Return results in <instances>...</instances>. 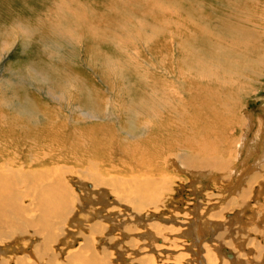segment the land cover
<instances>
[{
    "label": "bare ground",
    "instance_id": "1",
    "mask_svg": "<svg viewBox=\"0 0 264 264\" xmlns=\"http://www.w3.org/2000/svg\"><path fill=\"white\" fill-rule=\"evenodd\" d=\"M70 1L59 0L63 4ZM245 1L250 11L242 13L245 23H240V30L235 29L242 37L253 36L246 41L256 38L258 43L246 49V41L243 44L232 38L233 51H247L240 76L220 65L211 66L206 56L197 53L200 49L190 43L194 50L188 52L195 53V58L191 57L205 69L197 75L188 74L193 83L184 79L186 70L180 57L183 41L193 31H208L205 22L187 21V26L178 19L169 26V18L164 19L163 27H153V23L145 25L144 20H135L136 32H145L144 72L148 81L145 95L124 101H141L145 97L149 112L139 118V141L131 148H121L120 144L118 147L113 138L115 125L111 123L95 126L99 129L96 139L85 135L86 148H62L61 142L57 148H52V144H48L49 148H20L16 143L13 146L19 148H9L13 136L21 131V121L6 101L0 100V136L6 139L0 142V264H264V124L249 114L245 132L252 134L251 128L257 124L260 136L257 148L251 152L256 160L254 165L248 163L247 171H235L239 148L234 147L231 163L225 148L211 145L223 134L216 127L212 132V126L202 122L205 102L210 97L199 90L204 81L214 84L218 98L225 95L221 100L232 106L253 96L257 89L264 98V9H253L255 0ZM93 4L108 11L96 13L93 23L90 19V25L82 28L84 35L81 32L78 36L80 41L86 34L89 39L98 40L95 36L102 34L98 24L104 23L103 18L111 13L109 0ZM154 6L157 7L153 10L161 14V7ZM173 8L170 6L168 12ZM154 11L147 12L149 18L155 19ZM58 12L62 18H76L79 14ZM132 16L118 12L115 18L129 20ZM247 24H253L255 32L245 31ZM84 25L83 20L79 26ZM115 28L119 29L118 47L125 49L123 43L127 46L135 34L125 31L120 23ZM70 29L77 33L79 27ZM188 29L193 31L183 35L182 31ZM13 30L11 40L5 38L0 50L14 45L19 37L29 43L34 36L51 41L44 33L53 37L58 34L53 28L43 29V33L37 25L29 26L21 19L15 21ZM66 31L60 30V34ZM122 33L127 34L125 39L120 36ZM157 69L161 74L155 78L153 71ZM167 73L169 81L163 79ZM3 84L1 80L0 85ZM4 88L0 86V91ZM105 103L102 115L106 121H115L116 112H127V103L112 102L111 108L109 99ZM137 109L139 105L133 107ZM111 110L113 117L108 114ZM212 114L220 116V111ZM95 118L100 119L98 115ZM53 125L48 123L44 129ZM232 128L230 125L225 131L230 130V135ZM65 130L66 125L58 131ZM21 142L25 144L27 138L21 137ZM224 151L227 156H223ZM235 172L237 181L232 182ZM229 188L235 190L227 198L223 191ZM183 193L188 196L180 203L178 196ZM215 204L209 213V206ZM29 246L31 252L27 251Z\"/></svg>",
    "mask_w": 264,
    "mask_h": 264
},
{
    "label": "rangeland",
    "instance_id": "2",
    "mask_svg": "<svg viewBox=\"0 0 264 264\" xmlns=\"http://www.w3.org/2000/svg\"><path fill=\"white\" fill-rule=\"evenodd\" d=\"M98 1L71 0L63 4L59 0H0V48L3 40L15 33L13 27L17 19H21L29 26L37 25L41 31L43 29L52 30L53 28L58 33L56 37H53L51 34H45L43 30L44 35L49 36L51 41L44 38H40L39 40V37L34 36L29 40L30 44L28 40L19 37L14 45L3 51L0 50V81H4V84L0 86L5 87V91H0V100L6 101L7 106L13 109V114L19 115L21 121V123L19 122L21 131L19 134L13 136V141L8 144L9 148H49L48 144H52V148H57L58 142L63 143L61 145L62 148H86L87 143L84 136L88 135L90 138L96 139L99 135V129L96 130L95 126L100 127V124L108 126L110 123L115 125L114 129L116 133L113 135V138L117 139L118 147L120 144L121 148H131L132 145L139 141L138 135L140 132L137 129L139 128V118H143L141 116H145L149 112V102L145 97L141 101H129L128 103L124 101V99L136 100V97L141 98L145 95L144 88L148 81L144 72L146 71V53L144 51L145 32H136L137 19L144 20L145 25L153 23V27H163L162 23L164 19L169 18L172 19L169 26L178 19L182 22L184 21L185 24H187V21L197 22L198 24L205 22L204 26L208 29L206 32L202 33V30L199 32L192 29L182 31L183 35L189 31L194 32L190 37H185L181 51L182 54L181 52V56L179 54L181 65H183L184 71L186 70L183 77L187 82L193 83V80L188 77L190 72L197 75L201 73L202 68L205 69L204 65L196 64L191 57V55L194 58L196 56L194 52V54H191L194 47L196 50L200 49L199 51L197 50V53L206 56L207 63L211 64V66L214 67L216 64L219 67L220 65V67L231 71L234 75L240 76L242 74L241 71L245 66L247 51L235 52L233 51V45L230 43H232L233 37H236L240 43L253 37L251 35L242 37L238 28L240 23H245L241 19L242 13L250 11V8H247L248 2L246 4L245 0H109L112 4L110 6L111 13L103 18L105 20L104 23L98 24L99 26L96 25L99 29H102V37L95 36L98 40L94 38L89 39V36L87 37L86 34L83 41H80L78 36L81 32L84 35L83 33L85 32L82 28L90 22L91 18L92 23L94 22L96 13H105L107 10L104 7H96L93 4H100L101 0L100 2ZM259 1H262V4H258L255 0V6H252L253 9H264V0ZM81 4L86 5L81 7ZM92 4L93 6L87 7V5ZM154 4H158L161 7V14L160 12L157 13L156 9H154L155 11L153 10V7H157ZM62 5L65 6L60 9ZM170 6L174 7L171 10L172 12H168ZM165 9L168 13L164 12ZM58 11L66 15L71 14V12L79 13L77 17H81L82 19L77 21V17L75 18L73 15L62 18L61 16L59 17ZM148 11L155 12L153 14L155 19L149 18ZM175 11H177V14H173ZM118 12L133 16L129 20L127 17L126 19L123 17L120 19L115 18ZM47 20H51L49 21L50 23ZM83 20L85 25L81 27L79 25ZM119 23L125 31L130 30V33L135 34L129 40L127 46L123 43L125 42L123 40L122 43L123 47H126L125 49H119L116 42L119 29L115 27H118ZM125 25L127 26L125 27ZM76 27H79L76 30V32L80 31L79 33H73L70 29ZM65 29L71 33L66 31L64 35H61L60 30ZM257 29L258 33H260L258 26ZM245 31L255 32V26L247 24L245 25ZM120 36H123L125 39L127 34L122 33ZM11 38L9 37L10 40ZM52 39L54 42H52ZM190 43H193L194 47L190 45L191 48L188 45ZM257 43L258 40L254 38L250 42L246 41L244 46L246 49H249ZM28 44L29 46L26 47ZM189 50L191 53L188 52ZM218 56L219 58H217ZM248 68L252 70L251 66ZM153 74L155 78H158L161 73L157 69L153 71ZM169 77L170 73H167L163 79L169 81ZM254 83L256 82L254 81ZM199 90L203 96L210 97L205 102L207 106L204 107L205 117L202 119V122L210 124L212 132L218 128L223 134L222 139L219 136L217 140L214 139L213 143L211 142V145L215 148H221L220 146L225 148L230 155V159H232L231 163L234 159L235 148L237 149L238 147L237 166L234 170L238 172L247 171L250 165L255 164L256 157L251 152L257 148L258 143L256 142L259 141L258 137L260 138V136L257 132V124L251 128L252 134H248L249 132L247 131L245 132V128L247 127V119L250 116L259 118V122L264 124V110L262 108L264 105L263 92L257 89L253 96H248L245 99L242 98V102L239 101V103L232 106L229 102L221 100L225 95L218 98L216 94L217 87L214 84L204 81ZM106 99H109L110 108L112 102L127 103V112H116L115 121H106V118L102 115L103 110H106ZM135 105H139L140 109L133 110ZM185 106H187L186 102ZM213 111H220V116L223 119L220 116L213 115ZM144 112L146 113L143 114ZM84 113L89 114L91 117ZM112 113L113 110L108 114L113 117ZM249 114L251 115L249 116ZM97 115L100 119L95 118ZM16 121L18 122V120ZM112 122H116V124ZM48 123H53L54 125L48 130L44 129ZM229 124L233 125L232 129L234 130L230 135V130L225 131V129L230 127ZM64 125H66V130L59 132V128L64 127ZM225 125H228V127H225ZM89 128H92V130H89ZM21 137L27 138L25 144L21 142ZM3 140H6L5 137L0 136V142ZM14 143L20 144L19 147H14ZM142 145L143 140H141ZM228 153L224 151L223 156H227ZM238 172H235L232 182L237 181L236 176ZM234 188H229V191H223L227 195V198L235 190ZM187 196L188 194L185 193L179 195L180 203ZM210 206L209 210L207 209L209 213L210 209L216 208L217 204ZM30 247L27 248V251L31 252L32 248Z\"/></svg>",
    "mask_w": 264,
    "mask_h": 264
}]
</instances>
